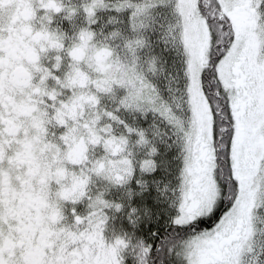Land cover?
Returning a JSON list of instances; mask_svg holds the SVG:
<instances>
[{
  "label": "snow or ice",
  "instance_id": "obj_1",
  "mask_svg": "<svg viewBox=\"0 0 264 264\" xmlns=\"http://www.w3.org/2000/svg\"><path fill=\"white\" fill-rule=\"evenodd\" d=\"M0 264H264V0H0Z\"/></svg>",
  "mask_w": 264,
  "mask_h": 264
}]
</instances>
